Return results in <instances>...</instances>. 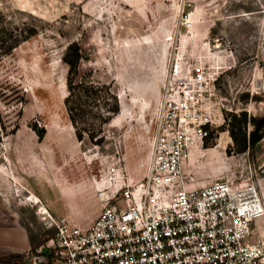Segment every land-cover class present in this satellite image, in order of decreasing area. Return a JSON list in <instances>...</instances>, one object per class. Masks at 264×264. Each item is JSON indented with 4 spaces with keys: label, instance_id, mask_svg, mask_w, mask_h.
I'll use <instances>...</instances> for the list:
<instances>
[{
    "label": "rangeland",
    "instance_id": "374dc122",
    "mask_svg": "<svg viewBox=\"0 0 264 264\" xmlns=\"http://www.w3.org/2000/svg\"><path fill=\"white\" fill-rule=\"evenodd\" d=\"M71 43L80 74L113 83L120 103L101 146L77 142L67 119ZM174 67L213 88L186 186L264 182L258 148L240 153L239 120L264 116V0H0V264H23L53 236L44 211L86 230L106 198L143 181Z\"/></svg>",
    "mask_w": 264,
    "mask_h": 264
},
{
    "label": "built area",
    "instance_id": "2783aa9c",
    "mask_svg": "<svg viewBox=\"0 0 264 264\" xmlns=\"http://www.w3.org/2000/svg\"><path fill=\"white\" fill-rule=\"evenodd\" d=\"M180 77L174 67L169 78L178 79L165 89L143 181L106 198L86 230L44 211L42 220L54 234L23 264H264L258 183L215 182L196 189L184 182L185 159L214 124L206 104L213 88L201 73Z\"/></svg>",
    "mask_w": 264,
    "mask_h": 264
},
{
    "label": "trees",
    "instance_id": "16d2710c",
    "mask_svg": "<svg viewBox=\"0 0 264 264\" xmlns=\"http://www.w3.org/2000/svg\"><path fill=\"white\" fill-rule=\"evenodd\" d=\"M81 61L78 44H69L62 56V63L67 68L63 105L77 142L87 139L92 145L101 146L105 139L104 127L119 115L120 103L113 83L102 84L89 74H80ZM239 120L244 127L240 153H251L264 137V116L247 118L245 113H241ZM247 126L251 128L248 132ZM37 135L41 139L44 131L37 132Z\"/></svg>",
    "mask_w": 264,
    "mask_h": 264
},
{
    "label": "crops",
    "instance_id": "0c3cea01",
    "mask_svg": "<svg viewBox=\"0 0 264 264\" xmlns=\"http://www.w3.org/2000/svg\"><path fill=\"white\" fill-rule=\"evenodd\" d=\"M258 148L257 150V156H258V162H259V168L264 169V137L262 140L256 145L254 149ZM260 192L264 201V182L258 183Z\"/></svg>",
    "mask_w": 264,
    "mask_h": 264
}]
</instances>
